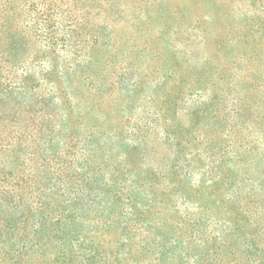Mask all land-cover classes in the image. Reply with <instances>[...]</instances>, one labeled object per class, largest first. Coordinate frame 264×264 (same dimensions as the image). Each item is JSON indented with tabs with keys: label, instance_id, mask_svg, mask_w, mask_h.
Listing matches in <instances>:
<instances>
[{
	"label": "trees",
	"instance_id": "trees-1",
	"mask_svg": "<svg viewBox=\"0 0 264 264\" xmlns=\"http://www.w3.org/2000/svg\"><path fill=\"white\" fill-rule=\"evenodd\" d=\"M115 1L0 0V264H264V24L254 50L236 59L207 53L196 64L184 53L169 66L154 50L161 64L136 74L137 44L119 39ZM106 73L127 104L157 75L145 128L174 144L163 193L159 171L146 178L148 170L131 167L142 129L123 153L124 180L95 165L90 137L75 139L90 113L75 101L77 82L100 90ZM179 114L203 131L193 142L207 146L201 156L213 169L226 170L218 179L226 174L232 190L250 183L254 193L227 195L221 206L235 214L209 236L202 213L169 222L159 208L167 194L173 206L191 202L177 195L188 191V175L175 163L193 144L171 131ZM201 199V211L216 205Z\"/></svg>",
	"mask_w": 264,
	"mask_h": 264
},
{
	"label": "rangeland",
	"instance_id": "rangeland-1",
	"mask_svg": "<svg viewBox=\"0 0 264 264\" xmlns=\"http://www.w3.org/2000/svg\"><path fill=\"white\" fill-rule=\"evenodd\" d=\"M112 13L117 17L115 26L119 39H133L137 44L133 52L140 60L135 67L138 69L136 74H145L151 73L161 64V61L151 54L154 50L160 52L162 60H167L169 66L175 64L177 58L184 53L190 54L191 62L196 63L207 53L209 57L219 53L222 61L226 62L251 52L260 37L258 27L264 24V0H118L114 2ZM154 40L156 45L152 44ZM154 45L156 47L153 48ZM106 76L107 73L99 79L102 85L100 90L90 89L83 81L77 82L75 90L79 92V96L78 101H75L82 103L85 110L88 106L90 113L78 124L75 139L82 141L90 137L91 146L97 149L94 152L95 165L110 167L111 174L116 179L124 180L127 172L122 174L119 170L123 153L128 145L133 143L135 131L142 129L145 134L142 133L141 137L146 136L145 144L141 145L140 151L132 158L131 167L148 170V174L144 175L146 178L152 171H159L161 174L157 183L160 193H163L168 181L164 172L173 162L174 144L166 141L160 130H153V126L145 128L149 123L153 124V121L147 123L145 117L149 112L155 113L157 107V103L151 101L150 93V86L156 84L157 75L143 80L140 94L128 104L125 102L126 98L119 93V88L113 91L107 88L109 82L104 80ZM83 113L79 112L78 117H83ZM171 125V131L180 140L185 143L192 140L193 143L186 148L179 163H175L181 165L184 174L188 175V191L177 195H188L191 202L186 205L184 201L179 200L177 206H173L175 195L167 194L164 195L165 204L159 208L169 222L173 221L174 216H184L186 212L194 213L193 215L202 213L209 223L206 227L209 236L215 229L222 228L224 223L221 220L230 219L229 216L235 214L234 207L221 206V201L227 195L254 193L250 183H246L243 191L232 190L226 174L224 179H218V171L226 170L213 169L203 158L208 154L207 146L193 142L203 135L201 128L190 129L191 121L182 114H179ZM178 126L181 131L177 130ZM209 133L212 135L213 131L209 129ZM211 141L218 147L222 145L221 139L215 135H212ZM196 152H200V156ZM213 153L214 159L219 158V149ZM140 196L142 199L147 197ZM201 198H204V201L213 199L216 205L213 206L210 202L206 209L201 211L198 208V204L203 201Z\"/></svg>",
	"mask_w": 264,
	"mask_h": 264
}]
</instances>
